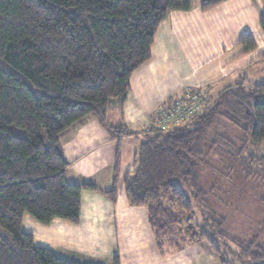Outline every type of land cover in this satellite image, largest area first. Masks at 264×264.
I'll use <instances>...</instances> for the list:
<instances>
[{
    "label": "trees",
    "instance_id": "trees-1",
    "mask_svg": "<svg viewBox=\"0 0 264 264\" xmlns=\"http://www.w3.org/2000/svg\"><path fill=\"white\" fill-rule=\"evenodd\" d=\"M221 1L201 0L200 8ZM191 6L192 0H0V264H91L35 244L21 227L23 215L43 224L54 218L78 223L83 189L116 202V183L102 189L67 180L60 136L87 116H95L113 138L134 134L123 121L109 122V107L125 100L133 71L150 59L159 24L170 11ZM260 25L264 32V12ZM239 42L245 52L255 47L249 34ZM194 92L199 110H192L189 98L186 119L166 129L156 122L143 133L132 168L122 176L124 193L130 205L146 208L159 251L166 243L178 248L205 240L219 264H234L225 253L235 252L229 242L239 240L225 232V217L205 208L198 178L199 167L206 166L201 142L224 118L240 135L239 144L221 140L232 158L246 177L264 178V82L243 78L216 97L200 88L181 97ZM13 124L26 134H14ZM252 249L242 248L250 264H264V248ZM112 264H120L118 255Z\"/></svg>",
    "mask_w": 264,
    "mask_h": 264
},
{
    "label": "crops",
    "instance_id": "crops-1",
    "mask_svg": "<svg viewBox=\"0 0 264 264\" xmlns=\"http://www.w3.org/2000/svg\"><path fill=\"white\" fill-rule=\"evenodd\" d=\"M200 3L201 0H192L189 10L170 11L159 24L150 59L133 71L125 100H115L109 107V112L119 111L114 122L108 112L111 124L123 121L129 129H139L163 103L181 97L190 88L206 90L216 97L243 78L249 83L264 82V32L260 25L264 0H223L207 10H202ZM244 34L255 42V47L247 52L239 42ZM130 136L113 138L95 116L85 117L61 134L60 144L69 161L67 180L110 189L116 170L117 199L113 203L99 191L83 189L78 223L58 221L61 218L48 223L70 222L75 226L71 230L73 225L65 227L64 231L72 238V244H67L70 248L47 246L58 255L91 264H112L114 255H118L120 264H175L176 259H168L171 252L157 249L147 220L146 227L143 220L140 225L139 218L125 217L118 227L117 202L124 190L119 180L133 164L132 160L131 167L124 169L120 150ZM95 174L101 175L105 187L93 179ZM73 230L80 231L81 242L73 240L77 236ZM144 238L153 242L155 249ZM183 256L184 264H197L188 259L189 255Z\"/></svg>",
    "mask_w": 264,
    "mask_h": 264
},
{
    "label": "rangeland",
    "instance_id": "rangeland-1",
    "mask_svg": "<svg viewBox=\"0 0 264 264\" xmlns=\"http://www.w3.org/2000/svg\"><path fill=\"white\" fill-rule=\"evenodd\" d=\"M170 102L171 101H167L163 103L154 117L148 119L141 128L134 129L133 131L135 133L131 134L132 136L129 137V140H124L120 150L122 151L124 163L126 164L124 169L131 167L133 155L138 149L141 140L140 138L146 130L152 129L151 127L156 122V125L160 126V120H162L161 128L166 129L167 126H169L170 121L167 118L165 119V115L162 113L161 108L166 107V104ZM118 112L117 110L109 112L111 121L114 122V119L118 117ZM9 129L14 134L20 136L26 134L25 129L14 124L10 125ZM41 135L44 136V132H41ZM236 135H239V132L230 122L222 117L217 118L216 124L210 131H208L206 138L201 142V149L205 155L206 166L199 167L198 178L202 189L205 191V208L211 209L216 214L225 217V223L223 226L225 232L230 238L239 240L238 243L235 244L229 242V245L235 250V252L225 253L226 259L234 264H250L246 254L242 253V248L247 247L250 244L254 251L258 247L264 248V178L260 176L246 177L244 172H242L237 165V162L232 158L230 154L231 152L227 149L223 141L229 140L235 144H239L236 140ZM217 139H219V144L212 147L213 142ZM116 160L117 158L115 159V162ZM84 177L88 179V177ZM115 177L117 179V175ZM93 179L100 183L99 185L101 187H105L106 183L101 178L100 174H95ZM116 182L114 180L112 181V183ZM119 184L121 185V188H123L122 178H120ZM117 206L118 227L121 226L125 217L139 218L140 225L141 220H143L144 225L146 227L148 226L146 223V208L144 206L130 205L123 189L118 197ZM195 208L197 212L196 217L193 216V221L198 222L200 221V216L196 205ZM58 221L65 220L59 219ZM58 221L54 224H43L37 221L29 213H25L21 227L25 231L32 232L35 239L34 242L37 245L54 246V248L62 247V245L68 247L67 244H72V238L69 233L65 234L64 231L66 230L65 227H70L73 224L70 222L61 223ZM74 228L75 226L73 225L70 227V230ZM73 231L77 235L73 237V240L81 242L79 238L80 231ZM148 232L150 233V231ZM148 236L150 237V235ZM144 240L145 242H149L148 244H150L152 249H155L153 242L150 243V240H147L146 238H144ZM75 241L73 242V245ZM178 243L181 244L180 241ZM67 247L65 250L70 248ZM165 249L166 252H171V256H169L168 259H176L175 264H184L186 258L183 255H189L188 259L197 261V264H219L217 255L211 251L205 240H198L197 242L190 244L186 243V245H180L178 248L176 247L175 242L173 246L166 243ZM220 249L221 251L226 250H224L223 247ZM173 252L176 253L172 256ZM126 257L127 254H125V258ZM177 257L180 258L178 259Z\"/></svg>",
    "mask_w": 264,
    "mask_h": 264
},
{
    "label": "built area",
    "instance_id": "built-area-1",
    "mask_svg": "<svg viewBox=\"0 0 264 264\" xmlns=\"http://www.w3.org/2000/svg\"><path fill=\"white\" fill-rule=\"evenodd\" d=\"M201 93H203V91L199 92V95H201ZM196 94L197 92H194L191 95H189L188 93L187 95L180 97L176 101L166 104V107H162L163 109L161 108V110L165 115V119L167 118L170 123L182 122L184 119H186V117L189 116V98H191L193 102L192 110H199L201 103ZM161 122L162 120L159 121L160 127L162 126Z\"/></svg>",
    "mask_w": 264,
    "mask_h": 264
}]
</instances>
